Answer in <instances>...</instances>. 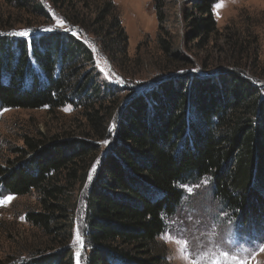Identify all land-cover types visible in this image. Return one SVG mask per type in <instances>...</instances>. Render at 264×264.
I'll return each instance as SVG.
<instances>
[{
	"label": "trees",
	"instance_id": "1",
	"mask_svg": "<svg viewBox=\"0 0 264 264\" xmlns=\"http://www.w3.org/2000/svg\"><path fill=\"white\" fill-rule=\"evenodd\" d=\"M166 1L153 0L159 23L165 21ZM4 2L49 18L38 0ZM218 2L189 0L185 18L193 39L209 41L216 32L213 7ZM52 4L86 10L93 0ZM95 8L97 23H110L121 39L124 30L113 3ZM38 38L0 35V111L56 110L69 104L86 110L101 107L113 92H102L84 72L94 64L90 48L60 32ZM190 80L164 83L147 98H132L125 107L115 147L102 159L87 197L88 264H166V249L158 239L167 218L175 216L182 204L181 187L206 177L243 233L264 229V97L259 87L237 73L226 72L215 81ZM89 116L96 127L105 124L97 115ZM25 145L14 150L18 157L0 165V194H39L42 211L28 213L27 221L54 235L62 251L33 264H74L68 250L70 205L64 199L73 185L67 188L60 177L66 172L69 184L81 182L82 164L92 148L68 139L49 143L26 139Z\"/></svg>",
	"mask_w": 264,
	"mask_h": 264
},
{
	"label": "rangeland",
	"instance_id": "2",
	"mask_svg": "<svg viewBox=\"0 0 264 264\" xmlns=\"http://www.w3.org/2000/svg\"><path fill=\"white\" fill-rule=\"evenodd\" d=\"M38 1L49 18L18 11L0 0V35L28 41L52 32L73 35L93 53L94 64L84 72L102 92L113 93L95 110L70 104L56 110H1L0 165L18 157L14 150L26 148V139L32 143L68 139L91 146L92 153L82 164V181L69 184L66 172L60 177L67 188L73 185L64 196L71 212L68 250L74 264H88L87 197L102 159L115 147L125 107L132 98H147L164 83L215 81L226 72L251 80L264 97V0H219L213 7L216 32L209 41L192 38L185 18L189 0H167L164 23H159L153 0H93L86 10L67 4L54 8L52 0ZM109 1L124 30L121 39L110 23H97L95 7L102 9ZM36 73L43 82L40 71ZM91 114L105 124L96 127ZM181 188L182 204L175 216L167 218V228L158 239L166 249V264H211L214 254L224 249L239 253L244 264H264V252L254 244L264 241V229L243 233L237 218L215 196L211 178ZM41 211L35 191L23 197L0 194V264H33L62 251L54 235L27 221L28 213ZM218 258L223 264H239L231 257Z\"/></svg>",
	"mask_w": 264,
	"mask_h": 264
},
{
	"label": "snow or ice",
	"instance_id": "3",
	"mask_svg": "<svg viewBox=\"0 0 264 264\" xmlns=\"http://www.w3.org/2000/svg\"><path fill=\"white\" fill-rule=\"evenodd\" d=\"M45 30L48 31L50 29H45ZM27 34H28L27 32L22 33V35H27ZM77 239L79 240V234L77 236ZM254 244L256 248L259 249L260 252H264V241L254 242ZM249 255H251V253H249ZM218 256L223 257L224 259H228L229 257H231L232 260L239 261V264H244V262L241 260L239 256V253L230 252L227 249L220 251L218 254H214L211 264H223V262L221 261V259L218 258Z\"/></svg>",
	"mask_w": 264,
	"mask_h": 264
}]
</instances>
